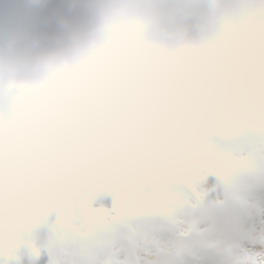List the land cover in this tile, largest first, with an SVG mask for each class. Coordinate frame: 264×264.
Masks as SVG:
<instances>
[{"label": "clouds", "instance_id": "9594fccd", "mask_svg": "<svg viewBox=\"0 0 264 264\" xmlns=\"http://www.w3.org/2000/svg\"><path fill=\"white\" fill-rule=\"evenodd\" d=\"M20 4L0 20V207L54 203L264 105V0Z\"/></svg>", "mask_w": 264, "mask_h": 264}, {"label": "rangeland", "instance_id": "374dc122", "mask_svg": "<svg viewBox=\"0 0 264 264\" xmlns=\"http://www.w3.org/2000/svg\"><path fill=\"white\" fill-rule=\"evenodd\" d=\"M20 11V0H0V20L8 22L17 17ZM261 109H264V105L252 108L238 101L233 110L252 112ZM213 120L215 119L206 121L204 125ZM261 127L264 125H258V129ZM192 134L193 132L178 139L163 154L154 153L155 161L149 165L158 164L174 155ZM207 137L217 146L225 143L222 133L215 135L208 131ZM143 167L145 166H127L107 171L98 183L79 188L54 203H20L7 208L0 207V219L4 221L3 230L7 233L6 238L2 237L0 229V246L23 237L31 254L32 250L39 249L42 250L41 257L54 255V247L57 246L68 254L65 259L68 264H186L192 254H196L198 264H242L241 261L230 262V258L223 255L225 248L244 250L247 253L246 259H251L249 248L245 245L251 246L264 240V232L260 231L263 226L236 224L232 214L226 209L232 196H243L250 200L255 194L264 197V190L261 188V181L264 179V136L259 130L249 139L234 143L232 163L224 168L213 169L214 180L201 182L195 199H185L180 203L182 215L177 226L167 234L147 242L130 241L116 248L87 244L81 234L90 228L89 212L112 205L111 176L117 172L135 171ZM225 219H229L232 225L225 223ZM201 223H205L207 227L195 232ZM217 223H220L217 227L220 255H210L208 250L212 247L208 246V235ZM72 230L75 235L70 233ZM6 249L0 247V258L5 256L4 261L13 264L15 256ZM19 258L21 264H26L22 256Z\"/></svg>", "mask_w": 264, "mask_h": 264}, {"label": "snow or ice", "instance_id": "6c2138e0", "mask_svg": "<svg viewBox=\"0 0 264 264\" xmlns=\"http://www.w3.org/2000/svg\"><path fill=\"white\" fill-rule=\"evenodd\" d=\"M258 125H264V109L222 113L194 130L178 152L160 163L113 174L112 205L89 212L90 228L81 234L82 238L92 246L116 248L130 241L147 242L167 234L177 226L182 215L180 203L195 199L201 182L214 180L213 169L232 163V145L249 139L258 130L264 136V127L258 129ZM209 129L224 135L222 146L208 140ZM245 247L251 254L249 264H264V240ZM38 252L42 254V250ZM195 256L190 255L186 264H198Z\"/></svg>", "mask_w": 264, "mask_h": 264}, {"label": "bare ground", "instance_id": "6f19581e", "mask_svg": "<svg viewBox=\"0 0 264 264\" xmlns=\"http://www.w3.org/2000/svg\"><path fill=\"white\" fill-rule=\"evenodd\" d=\"M264 190V186H261ZM263 200V201H262ZM248 201V202H244ZM262 208V209H261ZM228 213L232 216L233 222L236 224H256L262 225L264 229V197H261L259 194H255L253 198L246 199L243 196L239 198H235L232 196V199L228 200V208L226 209ZM228 218V216L226 217ZM225 223L230 225L231 222L229 219L224 220ZM220 223H217V226L209 233V244L212 249L208 250V254L220 255L218 240H217V230ZM207 227L205 223H201L199 226L196 227L195 232H199L203 227ZM4 228V221L0 219V229L2 233V237L6 238V232L3 230ZM69 233V232H68ZM71 234L75 235V231L72 230ZM1 248H7L6 250L10 251L12 255H14V262L13 264H21L20 263V256L23 257L26 264H46L52 261H59L61 264H68L66 262V258H68V254L62 251L61 248L55 246V254L54 255H46L41 257V253L38 250H32V254L30 248L23 237H17V240L14 242H10L9 244L1 245ZM7 251V252H8ZM223 255L228 256L230 258V262H242V264H249L250 259H246L247 253L244 250H237L236 248L230 249L225 248ZM48 257V258H46ZM6 259V257L4 256ZM4 258H0V264H8L7 261H4ZM236 258V260L234 259ZM247 261V262H246Z\"/></svg>", "mask_w": 264, "mask_h": 264}]
</instances>
